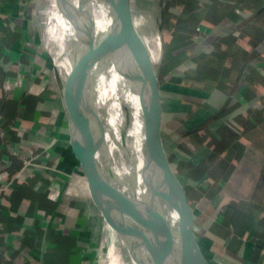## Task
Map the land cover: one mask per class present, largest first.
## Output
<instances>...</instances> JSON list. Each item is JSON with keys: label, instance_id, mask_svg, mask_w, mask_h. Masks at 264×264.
<instances>
[{"label": "crops", "instance_id": "crops-1", "mask_svg": "<svg viewBox=\"0 0 264 264\" xmlns=\"http://www.w3.org/2000/svg\"><path fill=\"white\" fill-rule=\"evenodd\" d=\"M37 1L0 0V264H86L97 204ZM152 5L158 130L189 232L209 264H264V0Z\"/></svg>", "mask_w": 264, "mask_h": 264}, {"label": "water", "instance_id": "water-1", "mask_svg": "<svg viewBox=\"0 0 264 264\" xmlns=\"http://www.w3.org/2000/svg\"><path fill=\"white\" fill-rule=\"evenodd\" d=\"M101 2L105 9H97L93 0H38L35 7L43 45L56 65L64 108L89 165L88 183L95 177L99 179L153 264H209L189 232L183 192L159 136V62L151 74L145 75L149 69L146 52L138 42L130 9L125 6L118 14L116 29L123 35L125 28L132 36L133 65L140 66L144 80L140 91L153 103L147 113L149 131L137 129V115L128 97L125 104L132 114L124 124L114 123L100 99L99 85L90 74L97 58L114 69L118 82L127 80L119 55L97 29V19L119 8L121 0ZM160 28L158 25L159 32ZM126 50L124 46L122 51Z\"/></svg>", "mask_w": 264, "mask_h": 264}, {"label": "bare ground", "instance_id": "bare-ground-1", "mask_svg": "<svg viewBox=\"0 0 264 264\" xmlns=\"http://www.w3.org/2000/svg\"><path fill=\"white\" fill-rule=\"evenodd\" d=\"M93 2L97 9L106 8L101 0H93ZM123 6L130 9L132 14H136L139 21L147 29H150L155 36L158 35L159 37L157 29L148 22L147 15L140 14L141 12L133 4L132 0H121L119 8L97 19V29H99V34L104 37L107 43L119 55L127 71V80L125 79V83H122V81L118 82L114 69L101 59L97 58L93 64L96 65L101 89L104 91H102L104 93L102 100L114 123L124 124V121L132 114L131 109L127 107V103L125 104L128 97L137 115V129L141 132H148L150 118L147 116V113L153 108V103L152 100L145 98L140 91L144 85V80L139 73L140 66L133 65L135 51L131 42L132 36L125 28H123L125 33L123 35L117 33L116 29L119 24L118 14L121 12ZM131 18L133 19V15H131ZM133 27H135V31L139 36L138 42H144L137 27L134 25ZM135 42L137 43L136 40ZM123 45L127 47L126 52L122 51ZM147 54H150V51ZM151 82L150 78L147 81V87L150 86ZM83 188L89 189L97 200L96 212L91 217L93 221L95 218L93 228L98 235L94 261L101 262V259L107 258L112 264H153L141 248L140 242L133 233L132 226L129 225L126 217L121 214L116 203L105 192L99 179L95 177ZM108 202H110V206Z\"/></svg>", "mask_w": 264, "mask_h": 264}, {"label": "rangeland", "instance_id": "rangeland-1", "mask_svg": "<svg viewBox=\"0 0 264 264\" xmlns=\"http://www.w3.org/2000/svg\"><path fill=\"white\" fill-rule=\"evenodd\" d=\"M153 1L154 0H132L133 4L141 12L140 14H146L147 15V19H148V22L150 24H153V23H152V21H150L148 13H149V10H151L150 7H152L154 5V4L152 5ZM150 2H151V4H150ZM35 7H36V5H35ZM130 15H133L134 25L137 27L138 31L141 34L142 39L144 40V42H142V46H143V50L146 52V58L148 60V67H149V69L145 73V75H149V74L152 73L153 66L155 67V64L157 65V63H158V51H159V45H158L159 43H158V41L160 39H159L158 35L155 36L150 31V29H147L139 21V19L136 16V14H134V13L132 14L130 12ZM35 19H36V13H35ZM36 22H37V19H36ZM147 49H149L148 51H150V54H147L148 53ZM90 74L92 75V77L95 79V81L99 85V93L101 95L100 99H101V101H103L102 99H103V94H104L103 92L104 91L101 89V82H100V79H99L98 74H97V68H96V65L93 64V63L91 64V67H90ZM105 108H106V105H105ZM108 204L110 206V202H108ZM96 208H97V205L95 207L94 213L96 212ZM94 223H95V218H94V221H93V226H94ZM97 240H98V235H97L95 229L93 228L91 236H90V238H89V240L87 242V245H86V249H88L87 250L88 251V255H87L88 262L86 264H112L109 260H107V258H104L103 260L101 259V262L94 261L95 260L94 259V254H95V250H96V247H97Z\"/></svg>", "mask_w": 264, "mask_h": 264}, {"label": "built area", "instance_id": "built-area-1", "mask_svg": "<svg viewBox=\"0 0 264 264\" xmlns=\"http://www.w3.org/2000/svg\"><path fill=\"white\" fill-rule=\"evenodd\" d=\"M73 184H74V185H77V182H75V181L73 180Z\"/></svg>", "mask_w": 264, "mask_h": 264}]
</instances>
